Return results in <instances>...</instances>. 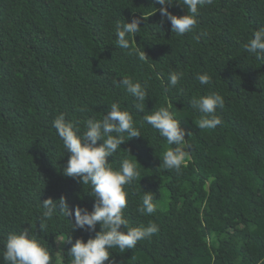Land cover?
I'll use <instances>...</instances> for the list:
<instances>
[{
    "label": "trees",
    "instance_id": "1",
    "mask_svg": "<svg viewBox=\"0 0 264 264\" xmlns=\"http://www.w3.org/2000/svg\"><path fill=\"white\" fill-rule=\"evenodd\" d=\"M153 2L0 0V253L9 233L28 227L50 264H71L75 239L95 235L71 229L59 209L42 217L49 197L63 195L70 210L91 211L94 203L88 185L62 174L69 154L52 121L63 113L83 131L87 119H99L116 102L142 135L108 157L117 169L122 159L141 164L142 177L125 186L124 217L130 226L154 222L159 230L133 249H113V264H264V59L243 47L264 27V0H214L198 9L196 28L180 36L161 23L159 11L148 16L160 7ZM142 15L148 17L132 40L136 50L115 46L117 22ZM143 51L148 57L141 60ZM171 72L183 74L175 88ZM197 73L211 83L201 85ZM122 76L146 85L145 102L114 85ZM213 92L224 98L217 109L223 123L202 130L190 101ZM160 107L190 132L179 172L164 168L166 140L143 119ZM143 191L154 194L151 215L137 210Z\"/></svg>",
    "mask_w": 264,
    "mask_h": 264
},
{
    "label": "clouds",
    "instance_id": "2",
    "mask_svg": "<svg viewBox=\"0 0 264 264\" xmlns=\"http://www.w3.org/2000/svg\"><path fill=\"white\" fill-rule=\"evenodd\" d=\"M213 2L214 0H154L153 5L158 4L160 7L159 9L154 7L148 16L159 11L161 23L164 20L170 22L171 33L180 36L196 28L198 9ZM173 5L185 9L184 14L174 15L170 12L169 8ZM147 17L142 15L134 17L130 22L126 20L123 23L117 22L115 46L135 51L132 40H135V35L141 31V19ZM243 47L257 59H264V27L255 29L252 38ZM147 57L143 51L139 58L144 60ZM182 75L180 72L169 73V86L175 88ZM196 79L201 85L211 83V77L207 73H197ZM113 83L126 90L138 102H145L148 97L146 85L132 77L122 76L120 79H114ZM190 104L200 113L195 121L199 129L210 130L222 125L223 121L217 115V109L224 107V98L220 94L213 92L193 97ZM135 107L141 112L144 111V103H137ZM143 119L166 140L167 147L162 155L164 168L179 172L182 167H186L190 146L185 137L186 135L188 137L190 132L186 133L180 125V120L175 118L169 107H160L149 112ZM52 126L62 140L64 151L69 154L62 174L77 180L82 186L88 185L94 203L91 211L80 206L70 210L63 195L57 200L49 197L41 202L42 217L51 218L59 209L71 221V229L95 233L87 240L76 238L71 244L68 249L72 257L71 264H113L110 259L113 249H119L121 252L133 249L138 242L151 238L159 230V226L154 222H149L146 226H130L123 214L127 207L125 186L142 177L137 169V164L140 163L137 159L135 162L122 159L117 169L108 160V157H113L127 139L142 137L140 130L135 127L132 114L122 109L116 102H113L106 114L103 113L99 119H87L83 131L79 121L68 120L63 113L54 118ZM98 141L101 143H97ZM137 210L141 215H151L157 211L154 194L151 191H143L141 204ZM97 224L99 231H96ZM64 241L61 240L62 243ZM0 255L4 264H50L51 261L48 249L28 227L9 233L3 242Z\"/></svg>",
    "mask_w": 264,
    "mask_h": 264
}]
</instances>
